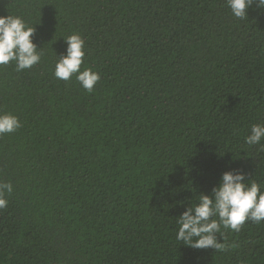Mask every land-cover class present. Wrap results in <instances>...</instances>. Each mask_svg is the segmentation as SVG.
I'll list each match as a JSON object with an SVG mask.
<instances>
[{"label":"trees","instance_id":"obj_1","mask_svg":"<svg viewBox=\"0 0 264 264\" xmlns=\"http://www.w3.org/2000/svg\"><path fill=\"white\" fill-rule=\"evenodd\" d=\"M41 61L0 65V264H264V221L221 230L226 250L176 240V221L225 171L264 191V10L226 0H0ZM85 42L91 92L54 76ZM264 144V141L261 142Z\"/></svg>","mask_w":264,"mask_h":264},{"label":"clouds","instance_id":"obj_2","mask_svg":"<svg viewBox=\"0 0 264 264\" xmlns=\"http://www.w3.org/2000/svg\"><path fill=\"white\" fill-rule=\"evenodd\" d=\"M227 7L234 17H248V10L255 5L264 10V0H226ZM34 27H29L19 16H0V65L15 62L16 71L29 69L41 61L42 53L37 51L32 36ZM66 52L55 63L54 76L68 81L73 75L83 89L91 92L100 76L85 67V42L79 34L64 38ZM17 116L0 113V136L15 132L20 127ZM264 124H254L250 134L245 137L249 146L260 145L264 150ZM13 192L11 182H0V209L8 206L7 195ZM246 221L259 224L264 221V191L254 180L246 182L245 175L238 171H225L211 194L201 193L194 206H188L176 221L178 225L176 240L195 249L213 248L226 250L222 237V228L240 231Z\"/></svg>","mask_w":264,"mask_h":264}]
</instances>
